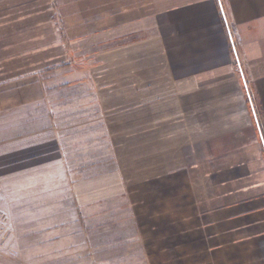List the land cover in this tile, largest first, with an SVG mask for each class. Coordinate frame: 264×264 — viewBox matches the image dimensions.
I'll use <instances>...</instances> for the list:
<instances>
[{
	"label": "crops",
	"instance_id": "obj_1",
	"mask_svg": "<svg viewBox=\"0 0 264 264\" xmlns=\"http://www.w3.org/2000/svg\"><path fill=\"white\" fill-rule=\"evenodd\" d=\"M46 35L51 64L96 59L94 71L70 68L51 85L66 102L48 128L63 139L95 106L96 154L87 144L79 155L92 172L84 180L117 181L100 199L114 211L128 201L130 228L141 230L153 197L175 196L176 234L191 238L178 254L192 245L178 260L264 264V126L262 137L238 70L250 64L245 82L264 117V0H0V78L31 68L14 76L34 91L28 102L46 97L37 75ZM78 89L82 116L67 94Z\"/></svg>",
	"mask_w": 264,
	"mask_h": 264
},
{
	"label": "rangeland",
	"instance_id": "obj_2",
	"mask_svg": "<svg viewBox=\"0 0 264 264\" xmlns=\"http://www.w3.org/2000/svg\"><path fill=\"white\" fill-rule=\"evenodd\" d=\"M56 33L58 42L61 39L66 43V33ZM50 40L47 35L41 38L43 68L37 74L42 81L44 100L26 101L34 91L28 86L21 90L22 84L14 81L16 74L30 75L31 68L10 71L9 83L0 78L3 80L0 83V264H203L177 259L178 255L191 254L192 245H181L185 253L178 254V241L187 243L191 238L183 239L176 234L175 196L153 197L152 212L142 218L146 227L131 229L133 214L129 212L128 201L125 203L123 198L114 211L112 200L99 197L100 193L112 192L117 181L84 180L92 172L80 170L79 153L84 150L88 154L83 147L89 145V154H96L97 125L92 117L95 106L89 109L88 125L86 120L78 121L69 131H63V139L50 140L56 134L48 128L50 118L54 120L48 114L55 103L66 102L64 91L59 101L48 95L55 92L51 85L66 81L70 68L75 73L89 65V71H94L90 65L95 59L93 54L86 58L79 53L72 60L73 66H68L70 63L64 58L51 64L43 50ZM26 56L32 55L26 53ZM238 70L244 77L254 123L263 137L264 117L245 82L250 76V64L240 61ZM81 92L78 89L67 93L71 98L77 96L71 100L80 116L86 112L84 102L80 101ZM169 188L176 187L169 184Z\"/></svg>",
	"mask_w": 264,
	"mask_h": 264
}]
</instances>
